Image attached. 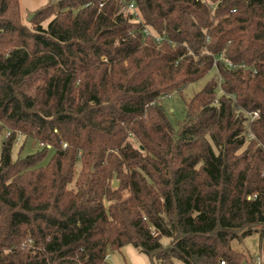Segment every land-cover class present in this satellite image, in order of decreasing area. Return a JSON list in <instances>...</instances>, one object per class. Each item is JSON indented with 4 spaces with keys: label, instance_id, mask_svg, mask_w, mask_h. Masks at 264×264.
Segmentation results:
<instances>
[{
    "label": "trees",
    "instance_id": "1",
    "mask_svg": "<svg viewBox=\"0 0 264 264\" xmlns=\"http://www.w3.org/2000/svg\"><path fill=\"white\" fill-rule=\"evenodd\" d=\"M32 18L0 0V264L127 245L255 264L233 245L264 236V0H48ZM214 70L173 121L160 100ZM20 135L45 146L14 160Z\"/></svg>",
    "mask_w": 264,
    "mask_h": 264
},
{
    "label": "rangeland",
    "instance_id": "2",
    "mask_svg": "<svg viewBox=\"0 0 264 264\" xmlns=\"http://www.w3.org/2000/svg\"><path fill=\"white\" fill-rule=\"evenodd\" d=\"M56 3L59 0H52ZM48 0H19V6L22 13V23L32 28V17L39 9L47 4ZM31 18V19H30ZM51 19V18H50ZM49 20L43 23L44 27H47ZM217 80L218 76L216 70L212 71L208 77L189 86L182 92H175L173 95L162 98L160 100V105L164 108L167 114L171 117L173 121L182 120L184 117V109L186 103H189L194 95L201 91L205 85L211 81ZM217 94H221L218 90ZM8 133L1 135L0 137V157H1V146L2 142L8 136ZM44 147L41 143L33 139H27L24 136H19L18 140L14 146L13 159L16 160L18 157H25L27 155L35 154L41 151ZM117 183V182H116ZM118 185V183H117ZM164 244H169L168 241H164ZM235 249L239 251H244L251 254L256 258L260 253H262L261 238L259 235H255L247 239L243 244L234 243ZM264 250V248H263ZM107 264H152L151 260L138 252L132 245L125 246L120 252L110 253L107 258ZM175 264H184L181 261H176ZM243 264H247L244 262Z\"/></svg>",
    "mask_w": 264,
    "mask_h": 264
},
{
    "label": "built area",
    "instance_id": "3",
    "mask_svg": "<svg viewBox=\"0 0 264 264\" xmlns=\"http://www.w3.org/2000/svg\"><path fill=\"white\" fill-rule=\"evenodd\" d=\"M128 9L130 10L131 14L133 15V20L136 21V22H140L141 20V14L138 10V8L136 7L135 3L134 2H131L130 4H128ZM146 33L147 35H149L150 33L146 30ZM157 39V42L158 43H161L163 40H164V37H158L156 38ZM252 120L256 117L259 116V114L256 112V113H253L250 115ZM8 136L10 135V133L7 134ZM42 146L44 147L45 145L42 144ZM64 147H67V145H64ZM261 244L262 246H264V236L261 240ZM221 264H226L225 262H221ZM255 264H264V257L262 255V253H260V255H258L256 258H255Z\"/></svg>",
    "mask_w": 264,
    "mask_h": 264
},
{
    "label": "water",
    "instance_id": "4",
    "mask_svg": "<svg viewBox=\"0 0 264 264\" xmlns=\"http://www.w3.org/2000/svg\"><path fill=\"white\" fill-rule=\"evenodd\" d=\"M31 19V18H30ZM114 187H117V183L114 184Z\"/></svg>",
    "mask_w": 264,
    "mask_h": 264
}]
</instances>
